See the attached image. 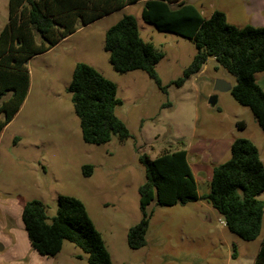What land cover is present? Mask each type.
Segmentation results:
<instances>
[{
    "label": "rangeland",
    "instance_id": "374dc122",
    "mask_svg": "<svg viewBox=\"0 0 264 264\" xmlns=\"http://www.w3.org/2000/svg\"><path fill=\"white\" fill-rule=\"evenodd\" d=\"M183 1L196 6L205 18L219 9L238 26L256 18L264 21V12L250 11L247 0ZM7 4L8 0H0V29L7 22ZM142 9L140 0L105 15L28 61L30 91L0 137V264H87L86 254L67 240L56 257L40 255L31 247L19 252L22 245L30 246L21 219L23 203L40 200L50 221L61 194L83 201L112 264H253L264 240V213L259 235L244 240L226 228L204 199L171 206L152 201L145 245L132 249L127 244L128 228L141 217L138 186L144 181L145 166L139 154L154 158L184 143L198 153L197 146L209 144L214 149L212 154L205 151L206 165L212 167L230 157V149L222 155L226 140L246 137L257 146L264 164V131L249 108L229 91L216 92L214 106L207 102L216 79L234 84V77L209 57L181 86L171 83L192 60L195 45L146 22ZM125 14L135 17L144 40L163 51L155 70L167 85L166 93L143 70L120 73L112 67L103 47L104 32ZM77 62L92 65L116 84L121 103L115 114L128 128V138L112 135L102 144L83 141L67 90ZM260 78L262 85L264 77ZM236 121H242L244 128H238ZM85 164L93 167L90 176L82 172ZM208 191L209 182L200 180L199 194ZM259 198L264 201V191Z\"/></svg>",
    "mask_w": 264,
    "mask_h": 264
},
{
    "label": "trees",
    "instance_id": "16d2710c",
    "mask_svg": "<svg viewBox=\"0 0 264 264\" xmlns=\"http://www.w3.org/2000/svg\"><path fill=\"white\" fill-rule=\"evenodd\" d=\"M140 0H8L7 22L0 29V133L21 107L29 88L28 60L42 54L78 28ZM142 17L157 29L191 40L195 53L181 76L171 83L181 86L197 73L209 57L235 79L229 93L251 111L264 131V90L255 79L264 71V26L229 23L219 9L203 17L196 6L183 0H141ZM104 50L112 67L124 73L143 70L163 92L155 64L164 53L140 36L132 14H125L104 32ZM67 90L79 119L84 142L102 144L112 135L120 140L130 136L125 123L115 114L121 103L114 82L85 62L75 63ZM244 128L242 121L236 122ZM230 157L212 167L209 191L198 194L184 147L165 151L154 158L138 155L145 166L144 181L138 186L140 219L126 234L130 248L146 243L152 210L148 205L171 206L204 199L222 218L226 228L244 240L260 232L264 201V164L257 146L246 137H235ZM90 164L82 166L85 176ZM21 219L31 247L40 255L54 256L67 240L86 254L87 264H112L100 231L94 225L83 201L71 195H58L56 213L48 221L44 204L26 200ZM253 264H264V240Z\"/></svg>",
    "mask_w": 264,
    "mask_h": 264
},
{
    "label": "crops",
    "instance_id": "0c3cea01",
    "mask_svg": "<svg viewBox=\"0 0 264 264\" xmlns=\"http://www.w3.org/2000/svg\"><path fill=\"white\" fill-rule=\"evenodd\" d=\"M248 1V5L250 7V11H256V12H264V0H247ZM258 21V19L256 18V20H254V22L252 23V25L254 24L255 26H264V21L261 20L260 22H256ZM32 58V57H31ZM30 58V59H31ZM29 59V60H30ZM28 60V61H29ZM261 77L260 79H262V77H264V71L262 72H259V73H256L255 75V79H256V82L258 83V78ZM263 83L262 85L258 83V85L264 90V80H262ZM232 85V84H231ZM30 88H31V84H30V76H29V88H28V93L30 91ZM27 93V95H28ZM15 116V115H14ZM14 117L11 119L13 120ZM11 122V121H10ZM9 122V123H10ZM238 122V121H236ZM6 124L1 133H0V137L3 133V131L5 130V128L9 125ZM235 137H230V139L226 140V142H224V145H223V148L222 150L224 149V151L222 152V155L224 156L228 150H229V147H230V144H231V141L234 139ZM201 146L199 145V147L197 146V148L199 149L198 150V153L197 152H194L191 150V146L188 144V143H184V149L186 150L187 152V160H188V164L192 170V173L194 175V178H195V181H196V184H197V190H198V184L200 182V180H204V182H209L210 178H211V173H212V167H209L208 165H206V161L209 160L207 158V155L205 157V151L207 150V152L209 154H212L211 151H213L214 149V146H211V148H208L210 147L209 144H206V145H203L202 147L203 148H200ZM204 149V150H203ZM190 156L192 159H190ZM195 156L197 157V159H195ZM199 194V192H198ZM201 195V194H199ZM30 244V243H29ZM1 246V245H0ZM31 247L28 246V244H24L22 245L21 249L19 250V252H21L22 250H24V252H27L29 251L28 249ZM32 248V247H31ZM33 249V248H32ZM61 251V250H60ZM60 251L56 254L58 255L60 253ZM31 250H30V254H31ZM33 255V254H32ZM56 255H54V257H56ZM71 263V261H69Z\"/></svg>",
    "mask_w": 264,
    "mask_h": 264
},
{
    "label": "water",
    "instance_id": "95a60500",
    "mask_svg": "<svg viewBox=\"0 0 264 264\" xmlns=\"http://www.w3.org/2000/svg\"><path fill=\"white\" fill-rule=\"evenodd\" d=\"M231 89V84L228 83L227 81L223 80V79H216L214 84H213V91L214 93L211 94L209 97H208V104L210 106H214L217 102V94L216 92H219V91H229ZM203 214H201V218ZM1 247V246H0Z\"/></svg>",
    "mask_w": 264,
    "mask_h": 264
},
{
    "label": "built area",
    "instance_id": "2783aa9c",
    "mask_svg": "<svg viewBox=\"0 0 264 264\" xmlns=\"http://www.w3.org/2000/svg\"><path fill=\"white\" fill-rule=\"evenodd\" d=\"M223 221V220H222ZM223 224H224V221H223Z\"/></svg>",
    "mask_w": 264,
    "mask_h": 264
}]
</instances>
